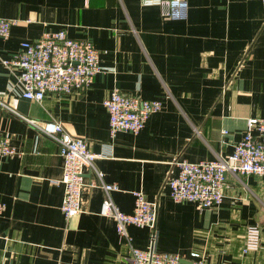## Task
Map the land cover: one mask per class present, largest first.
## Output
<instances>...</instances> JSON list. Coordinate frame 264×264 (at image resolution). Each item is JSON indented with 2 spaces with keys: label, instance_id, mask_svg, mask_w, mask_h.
I'll return each mask as SVG.
<instances>
[{
  "label": "crops",
  "instance_id": "crops-1",
  "mask_svg": "<svg viewBox=\"0 0 264 264\" xmlns=\"http://www.w3.org/2000/svg\"><path fill=\"white\" fill-rule=\"evenodd\" d=\"M187 16L171 19L140 0H0V16L16 19L0 37V59L22 40L63 29L88 39L102 67L71 93L23 97L18 69L0 60V96L22 114L55 119L86 139L110 195L132 211L133 190L155 203L154 227L128 225L132 243L190 260L191 251L217 264H264V175L227 172L217 207L199 209L169 195L176 157L192 161L232 152L248 117H264V2L187 0ZM113 87L162 101L136 133L109 135L102 100ZM0 130L21 154L0 156V264H131L114 221L98 213L104 191L86 168L82 210L65 218L62 157L55 141L0 105ZM257 224L259 246L242 251L245 229Z\"/></svg>",
  "mask_w": 264,
  "mask_h": 264
},
{
  "label": "built area",
  "instance_id": "built-area-1",
  "mask_svg": "<svg viewBox=\"0 0 264 264\" xmlns=\"http://www.w3.org/2000/svg\"><path fill=\"white\" fill-rule=\"evenodd\" d=\"M142 5H155L171 19L187 16V0H140ZM264 2V0H262ZM17 20L0 16V37L9 34ZM7 66L18 69L17 84L23 97L41 101L48 92L71 93L93 80L101 70L99 53L85 38L69 36L65 30L45 31L34 39L21 41L20 50L10 58H1ZM108 112L109 135L120 130L138 132L149 115L162 107L161 99H147L130 95L113 87L103 98ZM0 105L34 126L38 132L55 141L62 157V175L58 179L64 187L60 209L65 218L82 210L81 192L86 184L84 170H93L97 180L90 185H100L104 191L98 213L110 217L123 244L128 249L131 264H217L206 260L198 251H191L192 258L184 262L182 255L159 251L155 247L156 234L151 235V245L142 248L132 243L128 225L154 227L157 208L146 199L142 190H133L132 211H123L114 202L110 190L115 186L102 179V172L95 165V158L105 153H95L81 136L67 132L61 121L26 116L9 105L0 96ZM21 150L11 142L8 134L0 130V156H14ZM177 173L167 177L169 195L175 201L194 202L199 209L217 207L224 196L227 172L264 175V117L251 116L246 120L242 137L234 144L231 153L213 159L192 161L176 157L172 160ZM4 203L0 201V211ZM260 228L257 224L245 229L242 251L255 250L259 246Z\"/></svg>",
  "mask_w": 264,
  "mask_h": 264
},
{
  "label": "water",
  "instance_id": "water-1",
  "mask_svg": "<svg viewBox=\"0 0 264 264\" xmlns=\"http://www.w3.org/2000/svg\"><path fill=\"white\" fill-rule=\"evenodd\" d=\"M184 262H189V260L183 259Z\"/></svg>",
  "mask_w": 264,
  "mask_h": 264
}]
</instances>
